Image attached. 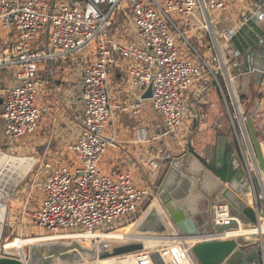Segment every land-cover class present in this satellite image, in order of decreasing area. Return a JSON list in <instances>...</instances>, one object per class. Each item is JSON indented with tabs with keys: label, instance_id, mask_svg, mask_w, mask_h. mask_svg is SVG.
Returning a JSON list of instances; mask_svg holds the SVG:
<instances>
[{
	"label": "built area",
	"instance_id": "built-area-1",
	"mask_svg": "<svg viewBox=\"0 0 264 264\" xmlns=\"http://www.w3.org/2000/svg\"><path fill=\"white\" fill-rule=\"evenodd\" d=\"M227 8V0H0V29L5 37L13 35L11 45L0 46V72H6L3 79L0 76V117L9 148L33 135L49 111L46 105L37 104L39 90L45 83L38 76L40 64H64L76 56L82 61L89 57V63L85 62L81 68L80 130L66 147L75 164L72 167L63 161L42 163L45 171L39 184L42 198L37 208L26 213L32 225L43 228L50 237L107 232L138 213L154 195L159 197V184L139 186L130 172L113 178L98 168L107 150L117 146L114 136L105 135L114 108L109 101L108 77L116 67L126 69L127 83L132 89H151V108L164 124L158 137H171L178 141L177 145L181 144L180 134L189 110L187 94L195 85L203 93L207 81L214 82L226 110L230 155L240 167L234 178L242 171L249 189L248 204L259 224L264 221L261 216L264 174L242 109L236 77L228 70L229 65L238 69L240 52L223 51L233 30L217 32L213 26L216 19L210 17V13ZM197 12L203 19L202 28L210 37L207 49L212 55L208 60L196 51L169 15L175 13L189 19L196 18ZM253 16L263 21V7L259 6ZM169 24L176 34H170ZM42 29L45 41L43 48H39L36 37ZM125 32L131 36H125ZM4 36L0 38L6 44ZM176 38L182 43L186 39L194 55L186 53L187 47L180 51ZM217 70L222 79L217 77ZM145 101L137 98L116 108L140 116ZM255 117L258 118L257 108L252 119ZM216 127L222 129L223 124L218 122ZM142 132L136 131L137 141H146L141 138ZM185 149L184 153L190 152ZM262 156L264 160L263 151ZM175 157L169 149H159L144 165L148 173H153L162 163L170 165ZM233 220L240 225L231 216L227 204L214 205L215 226L229 225ZM221 234L214 233L205 239L237 238L232 235L224 238ZM191 246L184 245L197 264L190 253ZM136 261L158 263L146 254L138 256ZM261 261L264 264V246Z\"/></svg>",
	"mask_w": 264,
	"mask_h": 264
},
{
	"label": "crops",
	"instance_id": "crops-1",
	"mask_svg": "<svg viewBox=\"0 0 264 264\" xmlns=\"http://www.w3.org/2000/svg\"><path fill=\"white\" fill-rule=\"evenodd\" d=\"M227 2L228 8L225 11L217 17H210L211 19H216L213 26L217 32L228 29L233 30L232 36L224 44L223 51L226 52L227 49H231L232 51L240 52L238 69L229 65L228 70L229 73L236 77L237 91L242 98V109L246 115L253 114L257 108L258 118L252 119V124L260 143H262L261 146L264 153V20L258 21L253 16L259 6H262L264 10V0H227ZM208 40L210 41V39ZM5 41L6 44H3L4 41L0 38V46L2 48L4 45L13 43V35L9 34L5 37ZM43 41H45V38L37 42L38 47L40 46L39 48H43ZM198 43L207 50L210 59L212 52L207 49L210 42L203 44L199 40ZM227 58L231 60L230 55ZM85 62L89 63V57L85 61L80 60V57L76 56L64 64L47 62L40 64L38 76L45 83L39 90L37 104L46 105L49 108L44 118L45 125L43 124L47 134L41 139L40 137L38 139L35 137L39 134L41 126L33 135L24 138L16 145L19 146L17 150H20L21 146L33 147V149L41 148L39 157L34 162L28 160L27 166L29 169H21L20 173H27L31 169L34 171L35 168L33 166L37 164L38 171L35 177L41 175L43 178L45 171L42 169V163L44 162L63 161L73 164L72 155L67 152L66 147L76 138L80 130L79 119L82 114L80 97L81 68ZM216 73L217 77L222 79L220 71L217 70ZM207 83L209 84H207L203 93L198 89V85H195L187 94L189 110L185 124L189 128L191 124L195 123L197 125L196 130H192L191 134L198 132L197 137L200 139L204 138L208 142L209 153L212 154L217 132L223 133L227 137L226 145L229 150L231 147L230 135L226 127V110L221 94L212 80H208ZM146 91L134 90L130 87L129 83H127L125 68L116 67L109 74L108 95L110 104L114 108L112 113L113 120L111 119L105 129V135L108 137L114 136L117 146L107 150L98 168L102 173L113 178L118 177L123 172H130L139 186H154L155 184L158 185V175L167 168V165L162 163L158 171L148 173L144 164L151 160L159 149L162 151L169 149L175 152V156H184L186 153H184L185 146L180 149L181 152H177L174 147L176 145L175 141L171 143V141L167 140L169 137H158L164 128L163 119L153 112L149 99L144 102V109L140 116L123 113L116 108V106L123 105L127 101L136 100L137 98L142 99ZM149 112L157 117L155 118L156 120L153 121L151 119L148 115ZM218 122L223 124L222 129L216 127ZM108 128L110 129L109 131ZM139 129L145 133L146 141L136 140V131ZM2 130L3 122L0 117V151L6 150L4 147L8 146ZM50 131H53L52 135ZM54 145L56 146L54 147ZM185 150L187 152V149ZM13 159L14 162L11 163L16 165L15 161L18 159ZM8 173L9 171L7 170V179H2L1 182V187L5 188V193H8L6 188L11 187L14 183L12 181H15V179L12 180L11 174ZM185 254L187 255L186 252ZM187 256L191 259L190 254ZM182 261L184 262V257H182ZM184 263L193 264L192 260Z\"/></svg>",
	"mask_w": 264,
	"mask_h": 264
},
{
	"label": "water",
	"instance_id": "water-1",
	"mask_svg": "<svg viewBox=\"0 0 264 264\" xmlns=\"http://www.w3.org/2000/svg\"><path fill=\"white\" fill-rule=\"evenodd\" d=\"M150 96L151 89L148 88L142 99H149ZM246 121L260 169L264 174V160L259 139L252 124V114L246 116ZM226 141L227 137L217 132L215 147L212 148L213 153L210 156L205 150L201 154L190 151L184 156L177 155L167 167L159 184L158 194L170 223L176 230V236L189 239L239 229L240 225L234 220L229 225L215 226L213 224L212 211L216 204H227L231 216L239 220L244 228L259 227V220L248 204V186L244 183L243 192H240L232 184L234 175L240 171V167L238 161L231 157ZM9 159L8 154L0 152L1 181L7 179ZM28 160L34 162V159L28 158ZM198 174L202 176L196 179L195 176ZM23 177H17V181H12L13 185L6 188L8 192L6 196L14 193ZM2 196H0V247L3 245L6 220V206L1 203ZM261 216L264 218V210ZM145 218L156 222L154 228L150 229L157 232L164 231L153 213H148ZM259 239L264 240V234L260 235ZM125 248L114 249V254L126 251L127 248ZM133 248L138 249L140 246L136 245ZM27 249V254L24 253L22 257L10 254L0 256V264H54L56 261L71 264L79 261L81 255L85 253L90 255L93 252L92 249L85 248L74 241L67 244L31 245ZM190 253L197 264H262L261 242L251 244L250 241L241 237L204 239L194 244ZM153 258L159 260L158 255H153Z\"/></svg>",
	"mask_w": 264,
	"mask_h": 264
},
{
	"label": "rangeland",
	"instance_id": "rangeland-1",
	"mask_svg": "<svg viewBox=\"0 0 264 264\" xmlns=\"http://www.w3.org/2000/svg\"><path fill=\"white\" fill-rule=\"evenodd\" d=\"M222 13V11H218V12H212L210 13V16L212 17H217L218 15H220ZM171 19L178 25V27L185 32L186 35V39L194 46V48L201 54H203V57L205 59H209V53L207 52V50H205L203 48L202 45H200V43H198L199 40H201L203 42V44H208L210 37L209 35L206 33V31L202 28V17L200 15L199 12H197L196 14V18H189V19H184L181 18L180 16H178L175 13H170L169 14ZM44 27V26H43ZM192 30V31H190ZM169 32L171 35L176 34L177 32L175 31V29L173 27H171V25L169 24ZM131 36V34H128V32H125V36ZM0 36L3 37L4 36V30L0 29ZM45 38V30L42 29L39 31L37 37H36V42H39L40 40ZM133 39V37H132ZM186 39H182L183 43L179 41V38H176V45L179 47L180 51H183L184 47H187V52L186 53H193V50L189 47V45L187 44V40ZM133 41L135 42V38L133 39ZM194 55V53H193ZM6 72L5 71H1L0 72V76L1 78L5 77ZM148 115L151 117V119L156 120L155 117L152 113H148ZM113 120V119H112ZM157 123V122H156ZM45 125V121L40 125L41 129L39 131V134L36 135L35 137L38 139L40 137V139L47 134L44 130V125ZM39 127V128H40ZM187 127V130L184 132V129ZM187 126V124L183 123L182 126V130H181V134H180V142L181 145L178 144L175 139H172L171 137H169L167 140L171 141V143H173L175 141L174 147L176 148L177 152H181V148L182 147H187L188 151H194L198 154L202 153V150H207L206 152L209 154V156L211 155L209 152V147H208V142H206V140L204 138H199L197 137V133L195 134H191L192 130H196L197 125L191 124L190 128ZM110 129L108 128V131ZM55 131V130H54ZM53 131H50V134L52 135ZM192 145V147H191ZM56 145H54L55 147ZM19 146H14L13 148H9L4 147L6 150H8L6 152V150L4 151H0L3 153H6L10 156L11 158H19V159H23V158H31V159H37L39 157V153L41 148L37 147L35 149H33V147H25V146H21L22 148L20 150H17ZM8 148V149H7ZM203 148V149H202ZM10 149V150H9ZM172 153H175L172 151ZM175 155V154H174ZM9 159V160H10ZM207 160L209 161L210 158L208 157ZM75 164V162L73 164H71V166L73 167ZM37 164H35V166H33V169L29 170V172H27V174L24 176V178L20 181V183L18 184V186L16 187L14 193L12 195H8L6 196V194L8 193H4L2 191H0V196H2L1 199V203L3 205L6 206V220H5V225H4V235H3V243H7L12 241L15 238H19V239H27V238H38V237H50L48 234L45 233L44 229L39 227V226H34L31 224L30 219L28 216H26V213H28L30 210L35 209L38 207L41 198H42V193L40 190V186L39 184L42 181V176L39 175L38 177H35L37 175ZM8 171L10 174H16L19 173L21 171L20 167L17 165H14L13 163H9L8 165ZM169 165H167L168 167ZM167 169V168H166ZM166 169L162 170L160 172V174L158 175V182L157 184H160L163 176L165 174ZM33 171V172H32ZM32 172V173H31ZM40 172V171H39ZM8 173V174H9ZM40 174V173H38ZM201 177L202 174H198V176H195L196 179H198V177ZM38 184V185H37ZM156 186V184H155ZM153 201H158V203L160 204L159 206V213L163 215V213L161 212V210L164 209V207L162 206L161 202H160V197H158V195H154L153 198H151L150 201L147 202V204L145 205V207H143L138 213H136L135 215H132L131 217H129L128 219L121 221L119 223H117L116 225H114L113 227L110 228V230H108L107 232H99V233H93L90 234L89 237H81L82 239H80L79 243L85 247V248H89L92 249L91 251H93V256L91 257V254L87 255L86 253L81 255V259L77 262L71 263V264H91L92 262L95 261H99L100 264H104L102 263L100 257H99V246L97 242V238H95V236L99 235V234H108V233H112L118 230H123L126 227L134 224L135 222H137V220L140 218V216H142V214L144 212L145 216L149 211V208L152 204ZM148 209V211H147ZM166 212V211H165ZM167 214V213H166ZM164 217V215H163ZM160 218V217H159ZM166 221L170 223V220L168 218V216L166 217ZM171 224V223H170ZM172 226V224H171ZM173 228V226H172ZM68 235V234H66ZM87 238V239H84ZM75 240L77 239H57V237L51 239H44L43 242H39L41 240H39L38 242H34V245H38V244H43V243H63V244H67V243H71V241L76 242ZM78 243V242H77ZM188 245V244H187ZM29 246V244L24 243L23 247L21 248L20 251V255L17 251H15V249L11 248H5L6 251L3 246H1L0 248V256H4V255H19V256H24V253L27 254V247ZM184 245H180L179 248L176 249L177 251V255L180 256V251H183L185 254V250H183ZM164 248V247H163ZM162 248V249H163ZM161 251V250H160ZM162 252V251H161ZM99 253V254H98ZM102 255H105L104 253ZM184 256V255H183ZM160 257V254L159 256ZM189 258V257H188ZM187 258V255L184 256V261L185 260H189ZM165 258H159L160 260H164ZM58 262L60 261H56L54 264H58ZM112 262H116V260L112 261ZM61 263V262H60ZM69 264V263H68ZM93 264V263H92Z\"/></svg>",
	"mask_w": 264,
	"mask_h": 264
},
{
	"label": "bare ground",
	"instance_id": "bare-ground-1",
	"mask_svg": "<svg viewBox=\"0 0 264 264\" xmlns=\"http://www.w3.org/2000/svg\"><path fill=\"white\" fill-rule=\"evenodd\" d=\"M141 136H142L141 137L142 139L145 138V133L142 132ZM10 162H14V159L11 158ZM28 162H29L28 159H18L17 161H15V164L19 166L20 169L28 170L29 169V167L27 166ZM26 174L27 173L25 172H22V173L19 172V174H11V177H12V180L15 179V181H17V177H23ZM1 182L2 181L0 180V191L4 192L5 188L1 187L2 185ZM244 183H245V179H244L243 173H238L232 182V184L235 187H237L240 192H243V187H244L243 185H245ZM247 196H248V192H247ZM249 197L250 196H248V198ZM159 206L160 204L158 203V201H153L149 208V211L148 209L147 211L148 213L154 214L156 221H158L163 226L164 228L163 232H157L153 229H150L152 227L154 228L156 222H151V221L146 220L145 218L146 216L144 214L146 212H144L142 216H140V218L137 220V222L126 227L123 230H118V231L108 233V234H99L95 236V238L98 239L96 243H98V246H99L98 249H99L100 254L99 253L98 254H99L100 259L102 260L101 262L104 264H138L136 261V258L138 256H144V254H146V255H151V258H153L152 255L159 256L160 254L159 258H165V259L160 260V261L158 260V263L153 262L154 264H186L184 262L185 261L187 262L188 260H185L184 262L182 261V257H184L186 254H184L183 251H180V256H178L176 254L177 253L176 249L179 248L181 244L182 245L188 244V245L193 246L194 244L199 243L201 240H204L206 237H209L212 234H214L212 233L207 236L202 235L196 238H189V239H183V238L176 236V230L174 229V227L172 228L169 222L166 221V217H167L166 212L163 209L161 210L164 217L162 214L159 213ZM95 233H99V232H95ZM262 234H264V221L260 223L259 227H249V228H244L243 225L240 223V228L237 229L236 231L234 230L227 231L225 233H222L220 236H223L224 238L230 235L234 237H241V238H245L248 241H250L251 244H256L258 242H261V245L264 246V242L259 239L260 235ZM89 235L76 236V235H66L65 234V235H59V236H54V237L43 236V237H38V238H27L25 240L15 238L10 242H7L5 244L3 243L2 246L3 248L12 247V249H15V251H17L20 255V251L24 243H27L29 244V246H31V245H34L35 241L38 242L39 240H41L39 242H43L44 239H48V238L53 239L55 237H57L58 240L59 239H66V240L77 239L75 241L79 243L80 242L79 240L82 239L81 237H89ZM84 239H87V238H84ZM136 245L140 246V248L138 249L133 248V246H136ZM174 246L177 248H175ZM119 247H126L127 250L119 254H114V249H117ZM187 248L188 247H184L183 250H185L187 255H189L188 254L189 251H187ZM6 251H9V250H6ZM103 253L105 255H102ZM92 256H93V253L91 254V257ZM114 260H116V262H112ZM191 260L192 259H190V261ZM92 263L100 264L99 261H95ZM192 263L195 264L193 261ZM58 264H68V263L58 262Z\"/></svg>",
	"mask_w": 264,
	"mask_h": 264
}]
</instances>
